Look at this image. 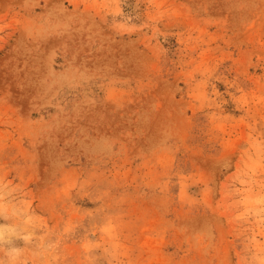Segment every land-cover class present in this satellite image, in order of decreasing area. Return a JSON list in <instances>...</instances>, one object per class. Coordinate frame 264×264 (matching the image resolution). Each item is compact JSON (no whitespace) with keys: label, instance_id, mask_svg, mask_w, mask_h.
Returning <instances> with one entry per match:
<instances>
[{"label":"rangeland","instance_id":"obj_1","mask_svg":"<svg viewBox=\"0 0 264 264\" xmlns=\"http://www.w3.org/2000/svg\"><path fill=\"white\" fill-rule=\"evenodd\" d=\"M0 264H264V0H0Z\"/></svg>","mask_w":264,"mask_h":264}]
</instances>
